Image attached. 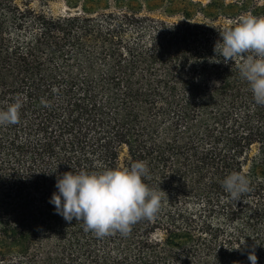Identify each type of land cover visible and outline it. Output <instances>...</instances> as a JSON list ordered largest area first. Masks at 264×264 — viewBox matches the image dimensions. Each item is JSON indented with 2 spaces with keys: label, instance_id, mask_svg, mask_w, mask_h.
Returning a JSON list of instances; mask_svg holds the SVG:
<instances>
[{
  "label": "trees",
  "instance_id": "1",
  "mask_svg": "<svg viewBox=\"0 0 264 264\" xmlns=\"http://www.w3.org/2000/svg\"><path fill=\"white\" fill-rule=\"evenodd\" d=\"M56 1L0 0V110L21 103L0 125V264H264V105L243 58L214 52L264 0H158L165 17L151 0ZM136 161L162 200L127 235L49 203L65 172ZM232 172L250 181L236 199Z\"/></svg>",
  "mask_w": 264,
  "mask_h": 264
},
{
  "label": "clouds",
  "instance_id": "2",
  "mask_svg": "<svg viewBox=\"0 0 264 264\" xmlns=\"http://www.w3.org/2000/svg\"><path fill=\"white\" fill-rule=\"evenodd\" d=\"M220 37L214 52L225 61L243 58L239 74L247 82L254 102L264 105V16L241 15L220 32ZM20 107L16 100L0 110V125L17 123ZM147 171L146 162L136 161L124 168L65 172L57 177V191L49 203L66 221L75 218L83 223L85 231L91 230L97 236L114 232L127 235L134 223L152 219L161 207L160 193L143 181ZM222 183L233 199L250 191L248 177L240 172L228 174ZM247 258L250 264H257L254 251H249Z\"/></svg>",
  "mask_w": 264,
  "mask_h": 264
},
{
  "label": "rangeland",
  "instance_id": "3",
  "mask_svg": "<svg viewBox=\"0 0 264 264\" xmlns=\"http://www.w3.org/2000/svg\"><path fill=\"white\" fill-rule=\"evenodd\" d=\"M204 1H206V0H204ZM150 3L154 4V6H152L153 10H150V12L153 15L165 17L166 13H168V10H165L166 9L165 4H163L162 2H160L158 0H151ZM155 4H158V5H155ZM52 7L55 10V12H61L64 10V5L61 2V0L54 2ZM177 17H179V15L174 16L172 18H177Z\"/></svg>",
  "mask_w": 264,
  "mask_h": 264
}]
</instances>
